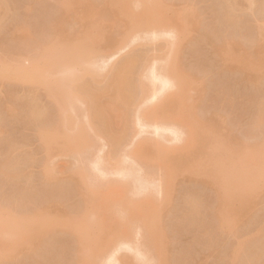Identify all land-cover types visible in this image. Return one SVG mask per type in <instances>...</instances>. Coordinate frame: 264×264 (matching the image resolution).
I'll return each mask as SVG.
<instances>
[{"label":"bare ground","instance_id":"1","mask_svg":"<svg viewBox=\"0 0 264 264\" xmlns=\"http://www.w3.org/2000/svg\"><path fill=\"white\" fill-rule=\"evenodd\" d=\"M116 1L118 0H99V3L97 2L98 4H96L91 0H80L83 4L82 11L84 13L81 12L78 18L74 12V6H76L74 1L61 0V3L57 6L58 8L56 7L57 11L56 9L54 10L57 12L53 13V15L56 13L55 17H51L49 19L51 20L50 23L46 24V27L48 25L47 29H45L46 27L44 28L46 32L42 31L45 32V35H42L44 36L43 39L42 37L39 38V36V40H35L36 43L39 41V46L34 47V50L32 49L33 55H36L30 58V65L2 66L0 68L1 78L21 81L29 85L28 94L35 85L43 88L45 96L52 105L51 113L52 107L54 110L52 117L50 116V119H47L48 121H44V114L46 112L37 105V94L35 95L36 97L34 96L30 101L28 100L30 103L27 104V110H25V114L22 117L17 116L18 109L10 103L4 104L1 110L9 121L33 122L35 124V133L41 144L40 151L44 153L42 157L44 160L41 159L40 165L42 179L45 180L44 183H49L55 178L56 170L54 166L52 167L53 161L51 159L53 158L51 157L57 155L68 157L70 165L67 168V172H70L71 190L74 189L77 193H73L78 194L80 197V200L78 197L80 203L78 209L75 211V216L66 223L62 222V220L51 221L48 218L49 211L60 209L63 206L56 199H48L40 206L30 210L29 208H24L29 211L23 210V212L17 213L15 216V232L13 233L14 238L12 237L15 240L13 242L18 244L23 238V241L25 240L24 243L29 248L38 247L39 243H42L41 240L52 232V228H64L65 234L71 237L74 245L73 258L71 259L73 261L71 262L72 264H96L98 259L105 260L102 261V264H123L122 258L116 257V253L119 254L123 249L133 252L136 255L135 259L137 258L141 263H148V251L145 250L144 246L132 248L131 242L125 238H120L119 234H117V238H119L114 245L111 238L107 235V231L110 226L113 227V223L114 225L116 223L120 224V222L126 224L128 221L124 218L125 213L128 210L132 212L133 209L149 216L148 229L157 228L159 231L153 249L149 250L150 254H162L163 250H167V248L164 249L165 246H168L166 235L164 236L165 233L157 218V210L151 201L144 199L143 201L133 203V209L127 205L131 203L129 199H127L128 202L126 204L124 203L122 209L108 206L106 202L100 205L98 194L103 191L102 186L104 189L108 185L109 180L107 178H109L110 174L121 177L122 182L120 183L122 184L128 181V185H121L127 188L128 191L140 192L145 190L144 187L146 186H141L144 189L136 187L133 178L135 179L136 177L135 180L140 182L139 184L142 182L143 184L150 185L149 188L151 186L154 188L151 168L155 165L160 164V167L167 171V176L172 173L188 172L189 170L191 171V168H195V171H191V176H193L194 180L196 182L199 181L203 186H209L214 193L213 198L215 201L212 205L214 207L213 209L211 208L213 214L211 212L210 215H213L214 225L213 223L212 225L215 227L211 228L219 229L220 227H224L227 228L226 230H230L241 211L248 209L251 191L257 187L260 180H264V159L254 160L250 165L247 163L249 159L248 153L256 146L264 145V143L257 142L253 145L243 143L242 147L238 150L224 149L221 145L212 148L213 141L211 136L215 133V130L210 126V118L198 119L195 115H189L178 125L175 124L180 117L178 113L180 112L179 109L183 106L182 98L186 91L185 80L182 74L183 65L177 54H173V59L170 54L165 58L161 56L155 57L152 63L147 65L145 62H142L139 54L131 53L121 63L117 65L113 64L114 57L117 54L121 55L120 53H123L122 51L129 47L139 35H145L148 39L150 37L151 41L157 38L165 39L169 52H172L173 41L176 39L175 33L165 28L163 17H153V12L156 8L154 4L157 3L156 0H148V3L146 0H137L136 9L142 10L143 8L145 20L144 18L135 19L129 16V14L124 13L123 10L117 13L115 11ZM76 3L79 2L77 1ZM220 4L224 5V8L221 5L223 11L225 9L224 12L221 11L224 14L220 18H223L225 25L226 23H228L227 25H233L234 23L232 22L234 21L239 22L237 16V20L235 18L237 10L235 0H221ZM31 7L30 4H27L25 9H30ZM6 9L7 6L0 3V10ZM189 15L197 17L195 11ZM130 17L133 19H130ZM87 18H90L91 21ZM85 19L94 25H100L98 29L101 32H103L102 27L104 26L102 24H108L107 28L111 27L110 29L113 30V26H122L120 24L121 21H124L122 24L127 23L125 26L127 29L123 33L109 31L108 34L106 33L101 36H99V33L98 37H96V42L89 37L88 30H85L76 36L75 55L72 51L70 53L57 52L56 49L59 46L57 39L61 37L67 39L74 35V25H79ZM169 19L174 20L173 17ZM176 20L178 21L177 18ZM255 25L256 38L254 37L255 40L252 43L254 53L248 59L243 58L244 61L238 62L235 67L241 82L253 86H257L260 83V79L264 76V18L259 24ZM92 28L94 29V27ZM9 37L23 43L31 40L34 42L30 28L23 24L14 26ZM216 44L218 45L214 51L216 55H220L227 54L232 47L238 46L239 43L235 39L223 38V40L220 39ZM35 50H37V53H35ZM39 60L44 61L42 66H40ZM171 67L172 69L170 70L169 68ZM106 69L107 73L105 72ZM100 78L101 81H98ZM190 79L194 78L190 76ZM203 82L204 80H201L200 83L204 84ZM79 104L82 105L80 109ZM255 105V116L251 120L253 129L264 126V95L256 100ZM1 119L0 132H3L5 120ZM85 124L90 128V132H88L90 135L87 133L89 131L87 129L89 128L85 127ZM116 126L119 130L116 129ZM149 129L152 130L155 136L161 135L162 132L165 134L169 133V136H174L172 141L184 142V147L182 146L181 150L189 149L193 142H197L200 145L197 150H204V153L197 156L194 155L195 159L191 157L190 159H193L191 161L190 159L183 158V156L181 157L178 152L179 148H174L172 154L169 155L170 157L168 156L170 161L163 163L161 162L163 158L160 154L164 146L163 144L160 145L158 140H155L152 144L151 142L150 144L147 143L146 148L144 147L142 150H128L124 154L126 161L122 162L120 156L121 154L123 155L122 149L125 144L131 143L130 140L134 137L137 138L136 136L138 135L140 137L143 131ZM91 131L93 134H91ZM91 135H95L97 139H105L106 143L104 145H109L111 148L108 151L109 153H105L106 155L100 154L99 148L102 149L103 146L98 147L96 137H92ZM142 143L140 146L143 145ZM119 149L121 150L120 155ZM13 150L15 149L10 147L6 153L2 156L0 155L1 189L2 187L4 188V185H10L14 181L19 180L20 177H24L21 176L23 174H21L19 167L21 165L20 161L23 162V160L15 156ZM113 151L118 152L117 155L119 157L115 153L116 157L113 156L114 154L111 156ZM111 159L117 162L121 161L118 162L119 167L115 171H112ZM140 163L144 165L142 164L143 166H141ZM135 166L138 169H135ZM243 168H247V171L242 172ZM90 174H92L94 181L91 180ZM103 183H105V187L102 185ZM170 184L171 181L167 179L165 188L169 189ZM234 195L240 198L239 203H241V206L239 212L232 209L231 199ZM16 197L15 200L19 199ZM15 200L12 198V201L16 202ZM21 200L23 202V197L21 199L20 196ZM185 204L188 217L192 216L193 218L198 211V202L194 198H188ZM5 207L0 205V212H3ZM98 212L102 213V217L99 214L100 219L95 218ZM97 219L100 221L97 222ZM205 229V234L209 235L208 233L211 230L209 232L208 227ZM202 233L203 236H207L204 235V232ZM99 239L102 243L96 245V240ZM120 239L121 241H119ZM44 240L43 243L45 242ZM254 243L257 244L255 248L259 250V252L258 250L257 252L254 250L258 256L250 249L252 245L244 246L243 249L241 246L243 255L245 256L242 264H258L261 261L259 253L264 251V229L261 228L259 230V236ZM114 246L117 247L114 248ZM92 247H95L98 251L90 254L89 250ZM4 249L8 248L5 247L2 251H5ZM2 251L0 252L2 253ZM261 253L264 254V252ZM5 255L6 252L3 256ZM8 258L9 256L7 260ZM35 260L39 261L40 258ZM167 260L164 257L161 264H167ZM126 261L124 260L123 262L126 263ZM38 264H40V261Z\"/></svg>","mask_w":264,"mask_h":264},{"label":"rangeland","instance_id":"2","mask_svg":"<svg viewBox=\"0 0 264 264\" xmlns=\"http://www.w3.org/2000/svg\"><path fill=\"white\" fill-rule=\"evenodd\" d=\"M72 1L76 4V6H74L75 16L79 18L80 13H84V11H82L83 4L80 0ZM77 1L79 3H76ZM91 1L95 2L96 0ZM156 1L157 5L154 4L156 8L154 7L153 17H163L165 28L173 31L176 36V39L173 41L172 52H169L168 47H166L168 44L165 43V39L157 38L151 41L150 37L148 39L145 35H139L129 47L122 51L123 53H120L121 55L117 54L114 57L115 60L113 59V64L117 65L121 63L131 53L139 54L142 62H145L147 65L151 64L155 57L161 56L165 58L170 54L173 59V54H177L183 65L182 74L185 80L184 85L186 86V91L182 98L183 106L181 105L182 107L179 109L180 114L178 113L180 117L178 118L177 116L179 120L177 119V123L175 124L178 125L189 115H195L198 119L210 118V126L215 130V133L211 136L213 141L212 148L221 145L224 149L238 150L242 147L243 143L253 145L257 142H262L263 144L264 126L253 129L251 120H253L255 116L256 100L264 95V76L260 79V83L257 86L246 85L247 83L244 84L241 82L235 67L238 62L244 61L243 58L248 59L250 58L249 56L254 53L252 44L256 36L254 28L256 26L255 24H259L264 18V0H235L237 3L235 18L237 16L239 22L234 21L232 22L234 23L233 25H227L228 23L225 25L223 18L220 19L224 14H222V12L225 11V9L224 11L222 9L224 5L220 4L221 0ZM97 2L99 3V0ZM97 2L95 3L98 4ZM146 2L148 3L149 1L146 0ZM0 3L7 6L6 10H0V68L2 66L16 65L29 66L31 63L30 58L36 55H33L34 47L39 46V41L36 43L35 40H39V36V38L42 37L43 39L44 36L42 35H45L46 32L44 28L46 24L50 23L51 20L49 19L55 17L57 6L61 3V0H0ZM27 4H30L32 7L30 9H25ZM136 4L137 0H118L116 1L115 11L118 13L123 10L124 13L129 14V16L135 19L144 18L145 20L143 8L142 10L139 8L136 9ZM55 9L56 11H54ZM193 11L196 12L197 17L189 15ZM54 12H56L55 15H53ZM166 17H173L174 20H170ZM87 19L91 21L90 18ZM130 19L133 18L130 17ZM88 20H82L79 25H74V35L71 37L67 39H63L64 37L58 38L57 42L59 46L57 45L58 48L56 51L60 53H70L72 51L75 55L76 36L85 30H88L89 37L96 42V37H98L97 35L99 33V36L105 35L106 33L108 34L109 31L123 33V31L127 29L125 27L127 23L125 22V24H122L124 21H121L120 24L122 26H113V30L110 29V26H108L110 28H107L108 24H102V26L104 25L105 27H102L103 32H101V30L98 29L100 25H94L88 22ZM17 24H23L30 28V33L37 45L32 40L23 43L18 40H13L12 38L10 39V32ZM47 27L45 29H47ZM92 27H94V29ZM43 30L45 32H42ZM223 38H228L230 40L235 39L239 44L238 46L232 47L233 50L231 48L227 54L216 55L214 51L215 47L218 45L216 43H218L220 39L223 40ZM36 51L37 50H35V53H37ZM43 62V60H39L40 66L43 65ZM169 69L171 70L172 67ZM105 72L107 73V69ZM190 76L194 79H190ZM201 80H204V84L200 83ZM98 81H101V78ZM33 87L32 91L28 94L29 85L21 81L0 77V119L2 118L1 120H5V128L3 132H0V155L2 156L10 147H13L15 149L13 150V154L23 160V162L20 161L21 165L19 164V167L21 174H23L21 176H24L26 180V182H24V177H20L19 180L14 181L10 185L6 184L2 189L0 187V191L3 190L0 192V205L6 206L5 210L0 212V228L2 229H0L2 231V233H0V251L5 247L8 248L4 249L5 251H2V253L0 252V264H33L34 262V264H38L39 261L40 264H72L71 262L73 261L71 259L73 258L74 245L71 237L65 234L64 228H52V232L46 237L47 239H42V243H39L38 247L29 248L27 244L24 243L25 240L23 241V238L18 244L13 242L15 240H13L15 216L17 213L23 212V210H25L24 208H29L30 210L40 206L48 199H56L60 201L63 206L60 209L49 211L48 218L51 221L62 220V222L66 223L75 216V211L78 209L80 203L78 194L76 195L73 193L76 191H74V189H72L73 191L71 190L72 185L70 184L72 182L70 172H67V168L70 165L68 157H63L62 155V157H60L56 153L55 155L57 156L51 157L53 158L51 159L53 165H51L52 167L54 166L56 170L55 178L49 183H44L45 180L42 179L40 167L41 159L44 160L42 158L44 153L40 151L41 144L35 133V124L33 122L9 121L1 110L4 104L10 103L18 109L17 116L22 117L25 114V110H27V104L30 103L28 100L30 101V99L37 94V105L46 112L44 114L45 120H43H49V117H52V113L54 112L53 107L51 113L52 105L45 96L43 88L38 85ZM81 107L82 105L79 104V109ZM85 127L89 128L87 125ZM116 129L119 130L117 126ZM87 130V133L90 132V128ZM184 130L183 132L186 131ZM88 134L90 135V133ZM91 134H93L92 131ZM158 135L159 136L153 135L152 130L149 129L143 131L140 137H138L139 135L136 136L137 138L134 137L130 140L131 143L125 144L126 147L123 145V155L120 153L121 150L119 149V155L121 154L122 156H120L121 161H126L124 154L128 152V150H142L147 146V143L150 144L151 142L152 144L155 140H158L160 145L163 144L164 146L162 149L163 151L160 149L162 152H160V155L163 158L161 162L163 163L170 161L168 156L172 154L174 148H179L178 152L181 157L183 156V158L187 159L191 157L194 158V155L197 156L204 153V150H197L200 146L197 142H193L189 149L181 150L180 148H182V146L184 147V142L172 141L174 136H169V133L165 134L162 132L161 135ZM100 140L101 139H97V146H103L102 149L99 148L100 154L103 155L110 151L111 148L108 144V146L104 145V143H106L105 139ZM141 143L143 144L142 146H140ZM118 152L113 151L111 156L114 153L118 156ZM115 154L113 155L114 157H116ZM262 154H264V145L256 146L248 153L249 159L247 163L250 165L254 160L264 159V155ZM113 160L114 159H111L110 164L113 169L112 171H115L119 167L118 162L121 161L117 162ZM190 160L192 161L193 159ZM140 164L141 166L144 165L143 163ZM160 166L161 165L158 164L151 168L153 172L152 181L154 182L155 189L152 188V186L149 188L150 185L143 184L142 182V185L139 184L140 182L136 181L135 177V179L133 178V182L136 183V187L141 188V186L143 187L144 185L146 187L148 186V188L146 189V187H144L145 190L140 192L128 191L127 188L121 186L128 185V181L122 184L120 183L122 182L121 177L110 174L108 176L109 178H107L109 180L108 185H104L105 183L102 184L104 187L106 186L107 189L104 188V190L102 186L103 191L100 190L101 193L99 191L100 194H98V197L100 199H98L100 205L106 202L108 206L117 209H122L124 203L126 204V202H128L127 199L131 201V203L127 204L131 209H133V203L143 201L144 199L151 201L157 210V218L165 233L164 236L166 235L168 246H165L164 249L167 248V250H163L164 252L162 251V254H150L149 250L153 249L155 240L158 238V229H148L149 216L141 214L134 209L132 212L131 210L127 211L125 205L127 212L124 218L127 219L128 222L126 224H122L121 222L118 224L115 222V225L113 223V227L110 226L107 235L111 238L112 244L114 245L118 238L122 237L131 242L132 248L144 246L145 250L148 251V263H141L140 260H137V258L135 259L136 255H134L133 252L123 249L119 254L116 253L117 258H122L121 261L123 264H161L164 257L166 260L168 258L167 264H242L245 260V256L242 252L244 246L247 247L248 245H252L250 248L252 252L254 250L257 252L258 249L255 248L257 244L254 243V241L259 236V230L261 228L264 229V180H260L257 187L251 191L248 209L239 213L238 218L234 221L230 230H226L227 228L224 227L212 229L211 227H215L213 226V215H210L214 207L212 206L215 201L213 198L214 193L209 186H203L199 181L196 182L194 180L193 176H191V171H195V168H191V171L189 170L188 172L172 173L167 176V171L163 170ZM135 169L138 168L135 166ZM246 171L247 168L242 169V172ZM90 175L92 178L91 180L94 181L92 174ZM167 179L171 181L169 189L165 188ZM20 196L21 199L23 197V202L22 200L20 201ZM15 197L19 199L15 200ZM12 198L16 202L12 201ZM188 198H194L199 205L197 214H195L193 218L187 215L185 201ZM239 202V196L234 195L231 199L232 209L238 212L241 206ZM29 210L26 209L25 211ZM99 214L102 217V213L98 212L95 218L97 217L100 219ZM98 219L97 222L100 221ZM207 227L209 228V232L211 230L210 233L207 232L210 236L205 234L204 229ZM202 232L207 236H203ZM117 234L120 235L118 238ZM43 240L45 241L44 243ZM96 241V245L102 243L100 239ZM119 241H121V239ZM116 245L118 246V244ZM117 246H114V248ZM114 248L112 249L114 250ZM96 251L98 250L92 247L89 253L92 254ZM255 251L253 252L254 254ZM5 252L6 255L3 256ZM261 252L259 253L261 261H259L260 263L258 262V264H264V254ZM255 255L258 256L257 253ZM8 256L10 260L9 258L7 260ZM12 258L13 260H11ZM38 258H40V260L36 261L35 259L38 260ZM33 260L34 262H32ZM124 260H127L126 263L123 262ZM102 261L105 260L98 259L96 264H102Z\"/></svg>","mask_w":264,"mask_h":264}]
</instances>
